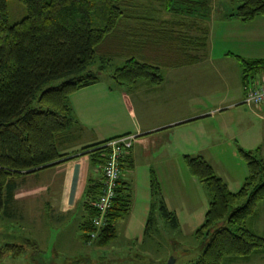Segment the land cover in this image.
Segmentation results:
<instances>
[{
    "label": "trees",
    "instance_id": "trees-1",
    "mask_svg": "<svg viewBox=\"0 0 264 264\" xmlns=\"http://www.w3.org/2000/svg\"><path fill=\"white\" fill-rule=\"evenodd\" d=\"M26 15L9 24L7 0H0V217L6 210L15 179L87 155L99 178H89L81 192L78 241L104 249L115 239L117 220L126 219L132 193L120 176L104 213L91 205L103 190L102 168L109 154L106 143L82 148L73 156L62 153L70 142L74 120L68 97L102 80L109 88L130 91L139 82L157 85L160 67L193 65L205 49L206 30L197 24L204 0H19ZM234 16L248 22L264 15V0H229ZM164 15L166 17H164ZM194 32V33H192ZM169 59L168 66L162 59ZM244 85L256 74L264 80V59L234 56ZM121 60L120 66H113ZM72 138V137H71ZM247 167L241 187L231 191L200 156L183 155L189 174L208 195V207L193 238L202 251L189 264H222L248 260L264 253V238L246 226L264 201V161L260 149H238ZM128 156L118 162L119 170ZM150 203L143 234L158 209L174 229L178 221L168 210L156 178L149 183ZM15 210V209H14ZM101 214L103 224L95 225ZM93 234V237L91 236ZM29 244L32 242L27 241ZM12 257L26 250L6 244Z\"/></svg>",
    "mask_w": 264,
    "mask_h": 264
},
{
    "label": "crops",
    "instance_id": "crops-1",
    "mask_svg": "<svg viewBox=\"0 0 264 264\" xmlns=\"http://www.w3.org/2000/svg\"><path fill=\"white\" fill-rule=\"evenodd\" d=\"M204 1L206 7L200 10L203 13L200 14V17L198 15L196 21L206 30L205 49L201 52L200 60L192 67L202 73L209 74V78L203 84L205 93L198 102H189L186 107L179 106L170 117L165 115L158 119L157 115L163 110L157 112L161 109L157 107L162 106V102L145 100L147 98L152 99L150 97L152 90L147 91V98L141 97V84L130 91H117V89L109 88L110 85L107 81L101 80L78 89L68 97L77 124L71 128L73 136L71 135L70 140L72 141L68 143V148L64 149L62 153L73 156L82 148L109 139L128 135L134 137L131 149L127 154L126 165L120 171V179L135 195L139 193V184L140 187L145 186L141 189L144 191L142 195L145 200L142 209V214H144H141L143 217H140L141 220L135 228H141V234H143L145 219L149 210L150 179L153 175L160 188L157 167L159 165L160 167L164 166L161 169L159 167L160 172L161 170L163 172L165 166L172 163L171 144L174 138L171 136V130H169L172 126L178 127L179 124L186 122H190L192 125V131H194L192 135L195 139L193 143L195 145L190 144V148L193 149L184 151L185 155L200 156L206 161L203 149L211 145V141L217 139L221 134L229 132L232 136L230 139H234L233 136L236 133L250 137L252 140L247 141L246 148L244 145L240 146L244 150L259 148L261 158L264 161V106L249 111L243 102L245 87L252 82L261 80L262 75L256 74L249 80V83L246 82L244 85L241 67L234 58V56H238L246 60L264 59V15L248 22H242L234 16H229L233 13L234 8L218 13L214 17L217 20L212 21L216 26L220 25L221 31L217 37L224 41L228 40L233 45L229 44L230 47L225 46L220 50L221 54H215L212 45V38H215L213 28L209 25L210 23L206 26L204 22L210 21L208 19L209 5L206 0ZM228 2L230 3L229 0ZM164 17L166 16L164 15ZM182 86L180 85L176 95ZM130 94L134 96L130 98ZM177 129L179 128L175 130ZM75 133L77 134L75 135ZM179 133H183L182 130ZM186 133L189 134V132ZM168 135L171 138L170 141L167 139ZM240 137L243 139V135ZM197 140L199 141L197 142ZM177 154L181 155L179 147ZM206 162L209 164L208 161ZM42 173H47L46 178L44 176L42 179L40 178ZM89 178L97 179L99 174L90 167L87 155L77 156L52 168L21 176L14 180L15 187L11 199L6 204V210L11 211L12 209L17 213L19 212L17 205L22 201L30 203L37 201V199L42 201L46 198L42 207L46 206V209L53 213L55 221L59 222L65 216H78L79 220L82 214L81 209H79V200ZM33 180L36 184L32 182ZM223 181L231 191H234L230 188L232 185H229L227 180L223 179ZM160 192L162 195V191ZM136 199L134 197L132 207ZM163 200L168 210L175 213L178 228L184 225L196 228L200 224L201 217L196 218V220L190 219L188 215L183 217L184 211L181 212L177 208L170 207L165 196H163ZM42 207L40 208L41 211ZM41 214L43 216V213ZM181 220H183L182 223ZM126 228L127 231L130 230L131 225L128 224ZM77 238L75 245L71 248L66 249L62 246L61 251L65 252L63 258H58L54 254L53 261H44L45 259H38L36 256L34 257L38 259L36 262L38 264H89L91 261L88 259L89 253H86V249L89 248L91 251L93 247L80 243ZM32 260L30 258L31 262ZM234 261L236 260L231 262Z\"/></svg>",
    "mask_w": 264,
    "mask_h": 264
},
{
    "label": "rangeland",
    "instance_id": "rangeland-1",
    "mask_svg": "<svg viewBox=\"0 0 264 264\" xmlns=\"http://www.w3.org/2000/svg\"><path fill=\"white\" fill-rule=\"evenodd\" d=\"M206 1L209 5L208 19L210 21L204 22L206 26L210 23L209 25L213 28V36L215 38H212V45L214 53L221 54L220 50L223 47L229 46V44L233 45V43L228 40L218 39L217 35L221 31L220 25L216 26L212 21L217 20L214 17L218 13L232 9L234 5L230 4L228 0ZM6 6L9 24L19 21L26 15L25 8L19 0H7ZM162 60L164 66L165 64L166 66L169 65L168 58L166 60L163 58ZM121 62V60L116 59L113 66H120ZM160 72L162 74V81L157 85L139 82L141 84V97L147 98V91L152 90L150 94L152 99L147 98L145 100L148 102H162V106L157 107L161 108L157 112L163 110L157 115L158 119L163 118L165 115L170 117L172 113L177 111V107H186L189 102H198L204 96L205 89L203 84L209 78V74L202 73L193 68L192 65L178 68L160 67ZM102 81H107L109 85L111 84V81L105 75L102 76ZM180 85L183 86L176 95L175 93L180 89ZM116 89L117 91H121L118 88H114L113 90ZM132 96L134 95H129L130 98ZM261 106L245 104V108L249 111H254L253 108L256 109V107ZM179 125L178 127L172 126L169 129L171 130V136L174 138L171 144V165L165 166L163 172L162 170L160 172V169L164 166L160 167L158 164L160 169L157 167L160 177L158 179L160 191H162V197L165 196L167 198V203L170 207L177 208L181 212L184 211L182 213L184 214L183 217L188 215L192 220L201 217L202 221L208 207L209 198L201 184L189 174L182 159V156L185 155L184 151H188V149L191 151L193 149L192 147L190 148V144L195 145L193 143L195 139L192 135L194 131H192L190 122ZM176 128L179 129L175 130ZM180 130L183 133H179ZM70 131L73 136L72 129ZM186 132H189V134ZM240 135H243V139ZM230 136L229 132L221 134L217 139L211 141V145L203 149V154L206 161L212 166L214 174L222 180H227L230 183L229 185H232L230 188L236 191L242 186L247 175L246 164L238 149L244 150L240 145H244L246 148V145H248L247 141H251L252 139L242 133H236L233 136L234 139H230ZM167 139L171 140L169 135ZM178 147L181 150V155L177 154ZM46 174L42 173L40 178L42 179ZM34 180L32 181L33 183ZM140 186L139 184L138 194L135 195L132 191V201L134 197L137 199L133 207L131 205L132 209L129 217L126 220H117V234L110 245L105 249L93 248L91 251L89 248L86 249V253H89L88 259L91 261L89 264H167L170 258L171 264H189L202 251V244L196 242L193 238L195 228L184 225L178 229H174L162 219L158 209H154L150 214L151 222L146 234H141L142 231L139 227L135 229L137 223L141 220L140 217H143L141 214L143 203L145 202L142 198L144 191L141 190L145 186ZM43 201H46V198L42 201L37 199V201L30 203L22 201V203L17 205L19 206V212L13 218L1 215L0 264H38L36 260L41 258L45 259L44 261H53L54 254L58 258L64 257L63 254L65 252L61 251L62 246L69 249L75 245L78 234L76 228L78 216H65L59 222L55 221L53 213L50 210L48 211L46 206L42 207ZM262 202L257 207L256 217L248 218L246 226L255 234L264 238V201ZM41 207L42 211L40 210ZM40 212L43 213V216ZM128 224L131 225V228L127 231L126 226ZM27 241L32 243L29 244ZM6 244H20L25 246L26 250L19 256L12 257L11 253L5 250ZM36 256L38 259L34 258ZM30 258L33 259L32 262ZM222 264H264V253L253 255L247 262L242 260L234 262L223 261Z\"/></svg>",
    "mask_w": 264,
    "mask_h": 264
},
{
    "label": "built area",
    "instance_id": "built-area-1",
    "mask_svg": "<svg viewBox=\"0 0 264 264\" xmlns=\"http://www.w3.org/2000/svg\"><path fill=\"white\" fill-rule=\"evenodd\" d=\"M243 102L250 106L264 105L263 78L258 82H252L245 87ZM133 141L134 137L128 135L114 138L106 143V146L109 147V154L102 168L103 190L99 198L96 201L91 202V205L97 208L101 214L108 208L110 200L112 196H114L116 181L120 176L118 162L120 159L127 156ZM101 214L94 221L96 226L103 224ZM91 236L93 237V234H91Z\"/></svg>",
    "mask_w": 264,
    "mask_h": 264
},
{
    "label": "water",
    "instance_id": "water-1",
    "mask_svg": "<svg viewBox=\"0 0 264 264\" xmlns=\"http://www.w3.org/2000/svg\"><path fill=\"white\" fill-rule=\"evenodd\" d=\"M172 263V261H171V258H170V260L168 261V263L167 264H171Z\"/></svg>",
    "mask_w": 264,
    "mask_h": 264
}]
</instances>
